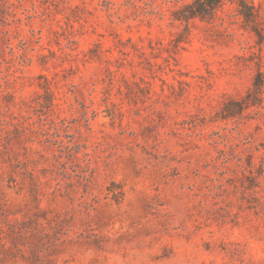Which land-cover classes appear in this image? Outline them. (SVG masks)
<instances>
[{"label": "rangeland", "instance_id": "obj_1", "mask_svg": "<svg viewBox=\"0 0 264 264\" xmlns=\"http://www.w3.org/2000/svg\"><path fill=\"white\" fill-rule=\"evenodd\" d=\"M195 1L0 0V264H264V0Z\"/></svg>", "mask_w": 264, "mask_h": 264}, {"label": "trees", "instance_id": "obj_2", "mask_svg": "<svg viewBox=\"0 0 264 264\" xmlns=\"http://www.w3.org/2000/svg\"><path fill=\"white\" fill-rule=\"evenodd\" d=\"M226 0H196L191 7V15L190 16H197L203 14L206 10H214L216 7L221 5ZM240 12L244 14L246 19L252 20L257 15V3L254 0H238ZM194 5V6H193ZM189 16V17H190ZM263 74L260 72L257 76L256 86H259L263 83ZM241 106L243 103H239Z\"/></svg>", "mask_w": 264, "mask_h": 264}]
</instances>
